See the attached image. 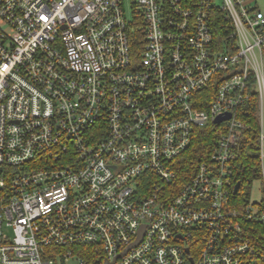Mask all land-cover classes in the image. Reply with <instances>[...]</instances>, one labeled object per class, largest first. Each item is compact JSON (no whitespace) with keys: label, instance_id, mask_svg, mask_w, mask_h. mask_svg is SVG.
Masks as SVG:
<instances>
[{"label":"built area","instance_id":"built-area-1","mask_svg":"<svg viewBox=\"0 0 264 264\" xmlns=\"http://www.w3.org/2000/svg\"><path fill=\"white\" fill-rule=\"evenodd\" d=\"M251 114L264 190L256 4L0 0V264L263 259L242 225H264V199L229 205ZM208 124L211 155L181 181Z\"/></svg>","mask_w":264,"mask_h":264},{"label":"trees","instance_id":"trees-1","mask_svg":"<svg viewBox=\"0 0 264 264\" xmlns=\"http://www.w3.org/2000/svg\"><path fill=\"white\" fill-rule=\"evenodd\" d=\"M249 122L251 123V129L237 155L236 163L238 167L235 171L236 179L232 188L234 189L236 183H238L239 186L235 193H233V189L229 192V205L240 212H243L245 208L250 205L248 189L251 187L254 180H259L260 178L256 123L252 114L250 115ZM215 139L216 132L211 124L195 129L192 141L184 155L176 159L179 165L178 170L181 171L179 172L181 181L192 174L197 163L209 159ZM242 226L252 244L261 248V252L264 254V225L251 219L243 222ZM92 257H89L88 260L85 261V264L95 263ZM252 259L253 260L249 257L245 258L243 264H264V258L255 257Z\"/></svg>","mask_w":264,"mask_h":264},{"label":"rangeland","instance_id":"rangeland-1","mask_svg":"<svg viewBox=\"0 0 264 264\" xmlns=\"http://www.w3.org/2000/svg\"><path fill=\"white\" fill-rule=\"evenodd\" d=\"M249 5L256 4L260 9H264V0H244ZM135 187V185H134ZM250 204L258 203L264 199V190L260 180H254L248 189ZM67 264H76L74 260H70Z\"/></svg>","mask_w":264,"mask_h":264},{"label":"water","instance_id":"water-1","mask_svg":"<svg viewBox=\"0 0 264 264\" xmlns=\"http://www.w3.org/2000/svg\"><path fill=\"white\" fill-rule=\"evenodd\" d=\"M229 117V115H225V116H219V117H217L215 120H214V122L215 123H218V122H220V121H222V120H224V119H226V118H228ZM238 186H239V184L238 183H236V185L234 186V189H233V193H235L236 191H237V188H238ZM143 227H141V229H140V231H139V234H138V237H137V241L133 244V246L135 245V244H137L140 240H141V238H142V235H143ZM186 251H187V249H186Z\"/></svg>","mask_w":264,"mask_h":264}]
</instances>
